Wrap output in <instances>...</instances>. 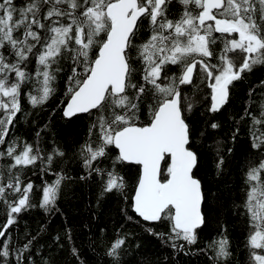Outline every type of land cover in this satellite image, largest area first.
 I'll return each instance as SVG.
<instances>
[{"label":"snow or ice","instance_id":"1","mask_svg":"<svg viewBox=\"0 0 264 264\" xmlns=\"http://www.w3.org/2000/svg\"><path fill=\"white\" fill-rule=\"evenodd\" d=\"M257 71L264 0H0V264H233L226 213L244 221L245 264H264V80L229 112ZM58 91L68 129L22 138ZM233 171L243 199L229 203ZM76 184L95 197L81 229L117 198L160 254L124 225L78 244Z\"/></svg>","mask_w":264,"mask_h":264},{"label":"trees","instance_id":"2","mask_svg":"<svg viewBox=\"0 0 264 264\" xmlns=\"http://www.w3.org/2000/svg\"><path fill=\"white\" fill-rule=\"evenodd\" d=\"M261 80H264V71H257L244 83L237 84L235 94L232 98V104L229 106V112H240L249 87H255L259 90ZM59 87L60 89H63V83H61ZM63 98V92L58 91L57 97L53 99L44 110L39 111L38 114L30 116L27 120L22 118L18 134L22 138L32 140L35 137L36 131H38L39 128H43L44 125L49 122H51L52 127L57 132H63L65 129H68L67 121L61 118L62 114L58 108V105H60ZM53 109H55V111H53ZM32 120L36 123L32 124ZM71 132L78 141L81 140L86 134V121H76L71 127ZM220 186L226 189L229 195V203H231L232 200L240 202L243 199L242 180L238 172L233 171L231 176L220 178ZM94 200V193L87 186L76 184L73 185L71 193L64 201V206L67 208L66 214L69 217L70 226L74 227V235L78 244L83 243L86 245L87 240L93 235V233L99 235L96 225H98L99 228H106V234L109 237L115 229L124 225L128 231L135 233L140 239L143 245V252L146 255L155 257L160 254L159 242L143 231V223L135 224L124 218L121 213V208L124 205L117 198H112L99 210L97 218L93 222V233H89L87 229H81V222L87 223L88 217L90 216L88 205L90 202L94 203ZM225 216L230 226L234 252L233 264H245L244 221L242 218H237L232 214L226 213ZM60 223L61 221L59 220L54 222L53 228ZM208 239H210V237L207 232L201 233V245ZM89 255H91L90 252ZM181 259L182 264H206L207 258L201 255L181 257ZM62 260L63 264H72V258L68 256L67 253L62 254Z\"/></svg>","mask_w":264,"mask_h":264}]
</instances>
